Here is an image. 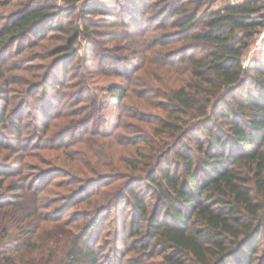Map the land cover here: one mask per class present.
<instances>
[{
    "label": "trees",
    "instance_id": "obj_1",
    "mask_svg": "<svg viewBox=\"0 0 264 264\" xmlns=\"http://www.w3.org/2000/svg\"><path fill=\"white\" fill-rule=\"evenodd\" d=\"M122 1L92 0L86 14L104 10L114 27L121 22L119 14L101 8L104 3L122 8ZM150 1L126 0L136 12ZM218 1L166 0V8L154 13L150 28L141 27L136 41L125 34L119 53L130 55L113 60L130 65L127 80L106 90L117 103L116 123L89 128L77 141L68 139L99 119L107 103L86 84L90 68L112 60L108 54L116 48L96 40L95 28L107 26V20L84 17V69L69 68L75 75L70 81L76 82L64 91L49 84L51 69L28 92L12 90V84H31L14 74L27 71L24 56L9 64L7 54L30 37L62 32L64 28H56L58 19H70L76 8L54 12L52 6L29 4L0 29V264H102L94 237L112 212L111 231L126 240V254L137 253L136 260L125 264H264V42L255 64L247 67L243 60L251 40L263 30L264 0L208 8ZM150 31L158 34L152 41L142 39ZM80 35L74 33L48 56L61 55L59 66L76 59L73 47ZM107 35L112 41V33ZM148 42L152 56L137 68L132 61L142 60L139 55ZM164 48H171L170 54ZM148 66L162 70L165 78L153 76L158 86L149 85L150 76L138 74ZM26 108L33 111L26 115ZM125 118L144 126V136L125 142L117 137L118 129L129 131L128 123H121ZM26 119L32 124L23 144ZM106 139L126 147L125 152L75 157L70 151L80 142L97 140L104 148ZM34 149L55 152V161L66 159L77 166L74 171L62 165L37 172L27 161ZM101 163H109L108 169H101ZM83 169L92 176L83 178ZM56 172L72 181L56 186L80 185L69 190L70 204L60 209L43 196L50 184H40ZM120 181L113 189L112 183ZM101 182L107 184L98 188ZM84 202L86 210L65 218L71 205Z\"/></svg>",
    "mask_w": 264,
    "mask_h": 264
},
{
    "label": "rangeland",
    "instance_id": "obj_2",
    "mask_svg": "<svg viewBox=\"0 0 264 264\" xmlns=\"http://www.w3.org/2000/svg\"><path fill=\"white\" fill-rule=\"evenodd\" d=\"M83 3L79 2L77 4L72 5L69 1L67 0H0V29L6 24L7 21H12L16 19L18 16L24 14V12L29 8V4H32L33 6L36 7H46V6H52L54 9V12H66L68 10L76 8L75 13L70 17V19L62 20V18L58 19L57 22V29L59 28H64L63 31H57L55 30L54 32H50L46 35L42 34L41 37H30L27 39L25 42H20L17 44V46L10 51L9 54H7V57L9 58V64H12L22 58L24 56L25 58V64L24 66L27 68V71H15L14 74L17 75L18 77L23 78L25 81H28L31 86L28 85H22V84H12L10 87L14 91H24L28 92L32 85H38L40 84L41 80L44 78V75L47 74V72L51 69L52 70V75H50L49 79V84H57L60 86V89L62 91L65 90V87L67 84L71 82H76V80L70 81V78L73 79V76H75L74 70L69 68H74L75 65H77V68H83V61L85 55L84 52L86 51V45H87V39L83 33L84 31V17H87L89 20H107V23H104V25L107 26H101L95 28L96 32V40L100 42L103 47L105 48H114V51L108 54L109 58H112L109 62H106L105 65H101L100 63H95L92 68H90V72L86 75V84L87 87L91 90H94L97 92V94L100 96V100L106 101V105H104V108L102 112L99 115V119L95 120L90 127H85L84 129H81L79 133L75 137H69L68 141L76 140L80 137V133L85 132L87 129H95V128H106L107 126L111 125L114 122L116 123V116L119 113V110L117 108V103L116 101L110 97L109 94H107L106 90L110 88L111 85L113 84H125L126 78H127V67L130 65H118V63H114L113 58H120L122 59L124 55L127 54L130 55L129 53H119V50L121 49V45L119 44H126V39L124 35L126 34L127 36H132L130 39L128 37V40H137L138 39V34L140 33L141 27L143 29L150 28L152 26V20L154 18V13H156L159 8H166V0H154L150 1L148 5L144 8H140L139 12L133 11L126 2V0L122 1V8L117 7L113 4H105L104 7L101 9H111L115 10L120 17L119 23H116L113 27L110 26V16H106L103 14L104 10L98 11L99 13L97 14H86V9L88 8L89 4L92 2V0H82ZM186 1H194V0H186ZM248 0H219L216 2V4L211 6L209 4L208 8H218L220 6H224L226 4H238V3H243ZM159 6V7H158ZM31 7V6H30ZM148 13V15L146 14ZM21 13V14H20ZM20 14V15H19ZM15 16V17H14ZM13 17V19H12ZM15 23V22H14ZM12 23V24H14ZM81 34L78 41L74 45V50L78 52V57L76 59H71L68 62L65 61L64 64L59 66L60 63V57H53V56H48L50 52H52L53 49L56 47H60L64 45L70 37L73 36L74 33ZM167 32V31H165ZM106 33V34H105ZM107 33H112V41H109V35ZM262 33V32H261ZM261 33L259 35H256L252 40H251V45L249 49L245 52L244 55V64L247 67H251L253 64L257 62L261 58L260 51L257 50V44L259 43L261 39ZM158 33H155V31H150L146 37H142L144 40H149L152 41L154 36H156ZM163 34V33H162ZM137 35V36H136ZM94 36V37H95ZM44 37V38H43ZM93 37V36H92ZM43 38V39H42ZM52 38V39H51ZM119 39L116 40V42H113V39ZM37 45L30 47L37 42ZM262 41V46H263ZM148 46H150V43H147V46H144L142 48V51L140 53V57L142 58L141 61H136L135 59L132 61L135 67H139L142 65V61L144 60V57L146 56L150 57L152 56V51L148 50ZM24 50V53H22L21 56H13L12 54L15 53L18 50ZM168 49H163L165 54H170ZM161 50V49H160ZM162 51V50H161ZM12 56V57H11ZM92 57L94 54L91 55ZM95 57V56H94ZM93 57V58H94ZM104 59V58H103ZM103 59L101 58L99 62H102ZM59 61V63H58ZM131 61V60H130ZM25 68V69H26ZM147 70L143 71L142 73H138L139 75L143 76H150L147 78L151 82L149 83L150 86H158V82H155L153 80V76H156L158 73L162 76V78H165L163 75L162 70H156L155 67H147ZM86 72L87 70H83ZM68 72V73H67ZM73 74V75H72ZM158 75V76H160ZM64 82V84H62ZM53 90L50 89V98L54 100L55 105V95H53ZM42 94V91L38 93V96ZM40 98V97H39ZM38 99V97H37ZM35 99V97H31L32 103H37L36 101H39ZM159 100V98H157ZM2 104V103H1ZM13 104L14 102L9 106V109H13ZM79 106H84V103L80 104ZM50 110V107H49ZM52 110V109H51ZM33 109H25L26 115L28 114L27 112H32ZM149 113H154V115L159 114V111H154V109H148ZM56 113V112H55ZM71 120V119H70ZM62 120L58 121V124L61 123ZM124 126L125 123H128L129 131L124 129H118L116 134L119 135L117 137H122L123 142L126 140H136L139 136L142 135V137L145 134V129L144 126H142L138 121L136 120H131L128 118H125L121 122ZM29 124H32L30 119H26L24 122L25 127V132H24V137H23V144L24 140L28 138V134L31 132L30 128L28 127ZM131 127V128H130ZM32 129V128H31ZM90 130V133L92 132ZM88 137V136H87ZM86 137V138H87ZM116 137V138H117ZM114 138V139H116ZM84 140V139H83ZM74 141V143L76 142ZM115 140H110L106 139L104 143L105 147H101L99 144L102 143L101 141H90L82 144L81 142L74 145L71 148V152H73V155L75 157H79L83 155L84 153L90 154V155H97V157H103L108 154H112L115 156H120L125 152L126 147L120 145L119 143H114ZM119 142V141H118ZM71 143V144H74ZM122 143V142H121ZM33 151L34 154H31L32 157H28L27 161L30 163V165L33 167V170L39 171H47V170H52L56 168L57 166H62L68 170H73V166H77L76 163H68L66 159H61L59 162L54 160V154L55 152L51 153H45L43 151H38L34 149ZM72 155V154H71ZM96 157V159H98ZM62 158V157H61ZM67 161V162H66ZM65 162V163H64ZM107 165L109 163H101V169L107 170ZM98 166V165H97ZM98 166V167H100ZM95 167V165H93ZM84 175L82 176L83 178L91 177L92 175L89 174L88 172H85V169H83ZM45 174V173H44ZM77 175V174H76ZM81 177V176H77ZM81 180V179H80ZM40 184H50V188L48 189V193H44L43 196H47L48 199L51 202H55V205H53L52 208H64L70 204L69 198H67V195L70 194L69 190H76L80 186L79 183L75 185H68V187H59L56 186L57 184H72L71 180L69 178L63 177L62 173H53L49 177L42 178ZM122 181L120 182H115L112 183L114 184L112 187L113 189L117 188ZM74 184V183H73ZM107 183H98L97 187H103ZM71 188V189H70ZM95 189L92 188V190ZM112 189V190H113ZM89 190L87 189V194ZM65 198V200H64ZM87 204L84 203H79L77 205H71L67 211V214L65 218H69L70 216H74L76 213H80L83 210H86ZM118 215V214H117ZM108 216V215H107ZM116 216L115 212H112L110 214V219L108 223L104 225L103 230L98 232L95 237H94V246L96 247L97 252L100 255L101 262L102 264H118L120 262V258L122 255L126 254V246L125 242L126 240L124 239L123 236L116 235L115 232L111 231V221L114 219ZM111 223V224H110ZM120 236V240L118 239ZM119 240L120 244L118 247H115L116 242ZM96 244V245H95ZM137 253H128L126 254V257L124 259L125 264L128 260L131 262V260H136Z\"/></svg>",
    "mask_w": 264,
    "mask_h": 264
},
{
    "label": "built area",
    "instance_id": "obj_3",
    "mask_svg": "<svg viewBox=\"0 0 264 264\" xmlns=\"http://www.w3.org/2000/svg\"><path fill=\"white\" fill-rule=\"evenodd\" d=\"M263 23H264V10H263ZM262 41H264V27L261 33V39L259 41V43L257 44V50L261 51L262 49Z\"/></svg>",
    "mask_w": 264,
    "mask_h": 264
}]
</instances>
